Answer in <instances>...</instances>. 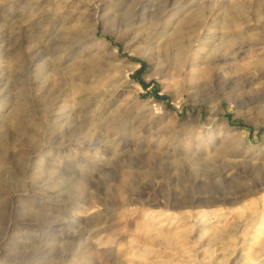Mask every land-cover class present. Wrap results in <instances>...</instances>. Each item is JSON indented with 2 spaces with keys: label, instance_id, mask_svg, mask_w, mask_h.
<instances>
[{
  "label": "rangeland",
  "instance_id": "374dc122",
  "mask_svg": "<svg viewBox=\"0 0 264 264\" xmlns=\"http://www.w3.org/2000/svg\"><path fill=\"white\" fill-rule=\"evenodd\" d=\"M101 3L0 0V264H264V0Z\"/></svg>",
  "mask_w": 264,
  "mask_h": 264
},
{
  "label": "bare ground",
  "instance_id": "6f19581e",
  "mask_svg": "<svg viewBox=\"0 0 264 264\" xmlns=\"http://www.w3.org/2000/svg\"><path fill=\"white\" fill-rule=\"evenodd\" d=\"M66 2H70V0H66ZM82 2H84L86 4L87 9L85 10L86 13H85V17L87 18V22L90 23L89 25H95V23L97 22L98 19H102V14L100 13L101 10L103 9L102 7V3H101V0H89V2L85 1V0H82ZM233 7V6H232ZM234 8V7H233ZM238 8V7H237ZM236 8V9H237ZM225 13V12H224ZM261 15V14H259ZM191 19V18H190ZM233 22V21H232ZM236 22V21H235ZM233 25V24H232ZM185 29V28H184ZM92 40H93V45L98 47V49H102V50H106L108 53H109V58L106 60V64L108 66H110L115 72L118 71L120 72V76H119V80L120 81V84H123L125 83L126 86H132L134 88V96H133V104L135 107H137L138 105V102L140 100L139 98V93L141 91V88L137 85V84H134L132 83V80L130 79V71L133 70V67H130V68H125V65L124 64H118L116 61H117V52H116V48H109V45L108 43L104 40V39H99L97 37H92ZM229 43V42H228ZM230 44V43H229ZM227 45V44H226ZM181 52L182 51H176L173 53L174 55V58L178 61L177 63V66H180L179 69L177 68V66H175L178 74H184V70H182L181 68L183 67H188L187 64H186V61H181L180 59V56H181ZM231 53V52H230ZM104 62V61H103ZM210 66V65H209ZM206 73H202V75L204 76ZM118 94L120 95L121 93L119 92V90H117ZM148 104V103H147ZM149 109H151V105H148L147 106ZM242 144V143H241ZM148 162V161H147ZM147 165V164H146ZM154 168V167H153ZM162 174V173H161ZM164 176V175H163ZM130 179V178H129ZM120 184V183H119ZM122 185V184H121ZM124 188V187H123ZM123 190V189H122ZM138 200V199H137ZM197 199L195 197H193L191 199V203L195 202ZM225 200V199H224ZM227 200V199H226ZM211 201V200H210ZM209 201V203H210ZM212 202H214L212 200ZM121 203V202H120ZM165 203V202H164ZM203 203H205L203 201ZM208 203V202H207ZM208 203V204H209ZM170 204V203H169ZM177 204V203H176ZM175 204V205H176ZM180 204V203H179ZM215 204V203H214ZM164 205V204H163ZM172 204H170V207H173L171 206ZM188 205V204H187ZM191 205V204H189ZM167 208L169 207V205H165ZM177 206V205H176ZM176 208V207H175ZM166 209V208H164ZM170 209V208H169ZM168 210V209H167Z\"/></svg>",
  "mask_w": 264,
  "mask_h": 264
}]
</instances>
